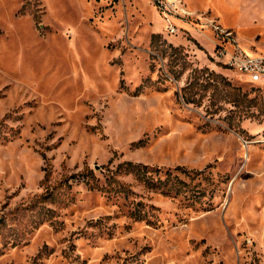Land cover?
<instances>
[{"label":"rangeland","instance_id":"374dc122","mask_svg":"<svg viewBox=\"0 0 264 264\" xmlns=\"http://www.w3.org/2000/svg\"><path fill=\"white\" fill-rule=\"evenodd\" d=\"M182 2L0 0V264H264V0Z\"/></svg>","mask_w":264,"mask_h":264},{"label":"built area","instance_id":"2783aa9c","mask_svg":"<svg viewBox=\"0 0 264 264\" xmlns=\"http://www.w3.org/2000/svg\"><path fill=\"white\" fill-rule=\"evenodd\" d=\"M155 2L160 11L165 15V18H168L169 30L172 33L176 31V28L170 20L172 14H177L182 17H187L192 14L183 4L182 0H155ZM216 27V29L224 33L226 32V30L222 29L220 26ZM231 63L236 66L243 75L249 77L251 82H261L264 74V56L248 55L244 53H242V55L235 54L231 56Z\"/></svg>","mask_w":264,"mask_h":264},{"label":"trees","instance_id":"16d2710c","mask_svg":"<svg viewBox=\"0 0 264 264\" xmlns=\"http://www.w3.org/2000/svg\"><path fill=\"white\" fill-rule=\"evenodd\" d=\"M203 71L208 72V70H203ZM187 90H188V88L184 89V93L182 96H183L186 103L191 104V103L195 102V100H193L194 98L192 96H190V94L188 92H186ZM150 169H152V168H150L149 166H146L144 164H137V163H133V162H123L122 164H120L118 166L117 172H120V174H128V175L133 174L134 176L138 177L139 179H142L143 182L148 186H152L156 189L165 190L166 192H169V193L175 192L176 195L187 194L188 192L193 193L194 195L198 194L197 190L191 191L189 189V184H187V182L182 180L180 176H178L174 180H171L170 178H168L167 180H162V179H158V177L151 176L150 175ZM112 174H114V172ZM90 175H91L90 178H88L84 181L88 185H90L91 188H96L99 190L105 189V187L101 186L99 183L93 184L91 182L92 181L91 179H92V177H94V175L92 173ZM114 181H116V180H114ZM110 183H113V181ZM110 183H109V185H110Z\"/></svg>","mask_w":264,"mask_h":264}]
</instances>
